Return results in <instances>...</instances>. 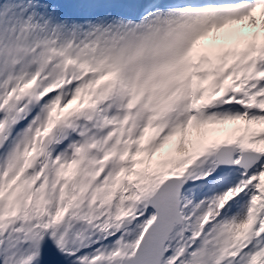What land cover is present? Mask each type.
<instances>
[{"label": "snow or ice", "instance_id": "1", "mask_svg": "<svg viewBox=\"0 0 264 264\" xmlns=\"http://www.w3.org/2000/svg\"><path fill=\"white\" fill-rule=\"evenodd\" d=\"M0 264H264V0H0Z\"/></svg>", "mask_w": 264, "mask_h": 264}]
</instances>
